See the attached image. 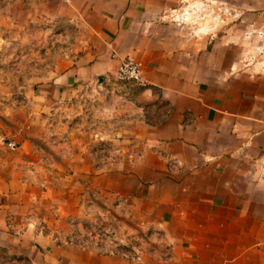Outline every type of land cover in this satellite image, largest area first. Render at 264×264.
Masks as SVG:
<instances>
[{"label":"crops","instance_id":"obj_1","mask_svg":"<svg viewBox=\"0 0 264 264\" xmlns=\"http://www.w3.org/2000/svg\"><path fill=\"white\" fill-rule=\"evenodd\" d=\"M184 2H23L25 17L75 22L79 32L72 55L21 86L22 115L38 116L37 128L0 130V264H264V62L242 56L232 12L253 0H196L212 11L208 30ZM227 18L228 28L216 24ZM128 58L143 83L116 86ZM96 80L115 91L101 97L109 101L95 116L101 126L87 127L85 140L77 129L67 142H45L47 155L32 141L49 133L45 114ZM0 115L13 126L10 113ZM98 138L122 155L95 160ZM87 191L128 200L114 238L125 245L130 233L148 231L136 255L89 236L63 240L67 219H87Z\"/></svg>","mask_w":264,"mask_h":264},{"label":"rangeland","instance_id":"obj_2","mask_svg":"<svg viewBox=\"0 0 264 264\" xmlns=\"http://www.w3.org/2000/svg\"><path fill=\"white\" fill-rule=\"evenodd\" d=\"M26 1L0 0V112L10 113L14 121L13 126L9 128L5 123V117L9 115H0L2 126L0 130L5 129L7 134L10 133L9 131L14 133L21 123L24 125L29 123L31 128H37L38 120H40L38 116H31L27 119L22 115L23 113L25 115L28 106L25 100L18 97L21 86L29 80L33 82L42 73L51 70L58 59L72 55V48L78 41L79 28L75 22L25 17L22 13V4ZM181 5L189 8L186 13L191 14L190 18H194L192 21L195 24L198 23L196 26L201 25L204 30L213 26L212 11L208 10L207 6L197 5L196 0H185ZM235 9L236 11L232 10V12L238 15L237 22H234L239 31L238 43L243 48H247L242 52V56L252 58L255 63L264 62V0H253L251 6L238 3ZM216 11L221 16H228L230 13L229 6H220ZM246 13L255 15L254 22H248L245 19ZM229 23L228 18L220 22L216 21L222 29L228 28ZM260 30H263V34L259 33ZM248 31L250 35L246 33ZM246 43H249L248 46ZM7 96L11 98L9 102L5 100ZM89 96L59 102L49 114H45V125L49 130L47 137L43 139L34 137L32 141L36 144L38 142L48 144L56 140L67 142L74 137L73 131L77 129L82 132L78 133V139L85 140L86 128L95 126L96 129L102 123L101 119L95 117L102 114L100 110L102 98L91 100ZM46 144L41 149L48 155L51 149ZM117 148L119 147L114 145L113 141L107 139L98 138L95 143L90 144V152L98 162L103 158H108L112 163L121 156L117 153ZM83 205L87 219H67L66 230L62 234L63 240L81 242L89 236L95 242L96 247L100 244L116 246L126 255L133 257L137 254L136 246L144 244L151 235L148 231L138 230L127 235L128 244L117 246L119 241L114 237L116 233H119L118 221L123 219L128 200L119 196L108 197L98 192L87 191L83 194Z\"/></svg>","mask_w":264,"mask_h":264},{"label":"built area","instance_id":"obj_3","mask_svg":"<svg viewBox=\"0 0 264 264\" xmlns=\"http://www.w3.org/2000/svg\"><path fill=\"white\" fill-rule=\"evenodd\" d=\"M114 82V85H124L125 83L131 82L136 84H142L143 78H142V72H141V66L139 63H137L135 60L128 58L123 60L120 65L118 66V69L116 71V74L112 80ZM114 89L103 86L102 82H99L98 80L94 81L91 85H85L80 92V95L78 98H83L84 96H89V99L94 100L103 97V95L106 97L108 95L114 96ZM102 102V101H101ZM106 102L102 103H108ZM102 113H107L108 108L105 106V104L102 105L100 108ZM6 146L9 150H15L16 145L13 142H7ZM117 153L122 155V150L120 148H117ZM110 160V159H109ZM11 228V226H8ZM19 233V232H17Z\"/></svg>","mask_w":264,"mask_h":264}]
</instances>
